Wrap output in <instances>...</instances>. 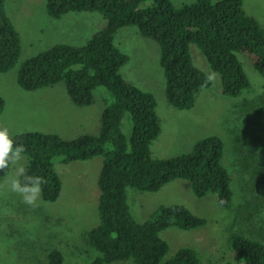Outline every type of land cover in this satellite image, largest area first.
Masks as SVG:
<instances>
[{"label":"trees","instance_id":"trees-1","mask_svg":"<svg viewBox=\"0 0 264 264\" xmlns=\"http://www.w3.org/2000/svg\"><path fill=\"white\" fill-rule=\"evenodd\" d=\"M147 1L46 0L45 11L52 19L97 12L105 24L83 45L58 43L28 58L16 74L17 85L28 92L63 83L71 102L79 107L93 104L94 90L99 87L113 98L102 111L96 134L64 139L55 133L32 131L11 137L14 146H24L21 155L27 158V174L40 175L46 181L40 194L45 202H55L61 192L54 158L62 164L101 158L99 222L86 233L88 245L98 254L88 264L129 260L133 264H203L196 249L190 247H182L165 259L169 247L160 232L171 227L197 229L207 220L181 204H171L159 206L150 218L139 222L130 211L128 188L156 192L171 181L187 180L194 196L211 193L227 218L234 215L232 178L223 164L221 138L209 135L199 139L189 152L178 156H152L151 144L161 134L157 100L151 92L123 78L121 68L129 56L115 44V34L120 28L135 26L141 37L158 45L166 101L189 110L200 90L212 85L211 78L193 64L190 46H195L209 69L219 75L222 94L234 98L250 86L237 54L246 56L264 77V29L247 14L243 0H196L179 7L172 0H150L142 6ZM20 55L19 33L6 13L5 0H0V73L12 70ZM4 107L0 95V115ZM125 114L131 122L128 136L121 128ZM233 142L241 165L254 181L253 217L264 206V134L246 139L237 135ZM11 164L0 169V176L9 172ZM228 244L234 264H264V242L260 239L233 231ZM46 264H66L63 253L51 249Z\"/></svg>","mask_w":264,"mask_h":264},{"label":"rangeland","instance_id":"rangeland-1","mask_svg":"<svg viewBox=\"0 0 264 264\" xmlns=\"http://www.w3.org/2000/svg\"><path fill=\"white\" fill-rule=\"evenodd\" d=\"M195 1L172 0L176 7ZM150 2L148 0L142 6ZM45 3L46 0H5L6 13L21 40V55L16 66L0 73V95L5 100L0 122L8 128L10 137L38 131L34 130L35 122L25 120L31 114L28 95L32 92L22 90L16 83L21 63L54 44L83 45L105 24L97 12L69 13L60 19H52L46 14ZM243 6L264 29V0H243ZM115 44L129 56V61L121 68L123 78L151 92L157 100L161 134L151 144L152 156L170 158L185 154L197 140L216 135L223 141V164L232 178L234 215L230 219L227 212L217 206L214 195L208 193L198 198L193 195L190 183L182 179L171 181L156 192L128 188L132 215L143 222L161 205L181 204L204 217L207 223L192 230L171 227L161 231L160 237L169 247L165 259L182 247H190L196 249L203 264H234L228 244L230 232H242L264 242V206L250 217L256 206L254 181L241 165L233 142L237 135L246 139L264 134V77L255 71L246 56L237 54L250 86L238 97L224 96L219 75L209 69L200 51L191 45L193 64L211 77L212 85L200 90L193 108L181 110L166 101L158 45L141 37L135 26L118 29ZM46 88L56 90L49 97L55 106L51 133L73 139L84 133L98 132L102 111L106 103L113 100L105 88H96L94 103L83 107L61 103L67 97L63 83ZM121 128L124 134H130L128 114L124 115ZM243 146L247 149V142ZM52 162L62 183L55 202H45L39 196L36 205L30 206L22 201L20 194L10 190V178L15 176L18 167L27 164L24 155L11 164L5 176H0V264H46L48 252L54 248L63 253L66 264H88L98 254L88 245L86 233L99 222L97 177L102 160L95 157L62 164L57 157ZM112 264L133 263L129 260Z\"/></svg>","mask_w":264,"mask_h":264},{"label":"clouds","instance_id":"clouds-1","mask_svg":"<svg viewBox=\"0 0 264 264\" xmlns=\"http://www.w3.org/2000/svg\"><path fill=\"white\" fill-rule=\"evenodd\" d=\"M23 151L22 144L14 146V140L10 137L8 128L0 126V169L21 159ZM45 182L42 176L29 175L26 169L21 166L16 169L15 176L10 178L9 187L12 192L20 194L25 204L35 206Z\"/></svg>","mask_w":264,"mask_h":264},{"label":"crops","instance_id":"crops-1","mask_svg":"<svg viewBox=\"0 0 264 264\" xmlns=\"http://www.w3.org/2000/svg\"><path fill=\"white\" fill-rule=\"evenodd\" d=\"M43 90H48V91H43ZM50 92H53V94L48 97L44 96L50 94ZM55 92L56 90L53 88H43V89L41 88L39 90L33 91L30 95H28V97L30 98L29 105L31 106L32 109H30L31 114L27 116V119L25 120L28 122L32 121V123L33 122L36 123V125L34 126L35 127L34 130H38L40 132L42 131L43 133H51L49 129H51L55 124L54 121L55 106L53 104L52 98L49 97H52L55 94ZM67 97H64V99L61 101L62 104L64 102H66L67 105H70L72 103L70 98Z\"/></svg>","mask_w":264,"mask_h":264}]
</instances>
